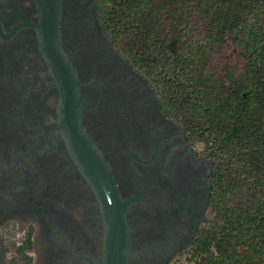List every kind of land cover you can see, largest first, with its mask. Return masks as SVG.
Listing matches in <instances>:
<instances>
[{
    "label": "flooded vegetation",
    "instance_id": "obj_1",
    "mask_svg": "<svg viewBox=\"0 0 264 264\" xmlns=\"http://www.w3.org/2000/svg\"><path fill=\"white\" fill-rule=\"evenodd\" d=\"M103 0H59L84 132L126 200V264H192L214 222L212 158L112 39ZM38 0H0V264H101L104 223L57 125Z\"/></svg>",
    "mask_w": 264,
    "mask_h": 264
},
{
    "label": "trees",
    "instance_id": "obj_2",
    "mask_svg": "<svg viewBox=\"0 0 264 264\" xmlns=\"http://www.w3.org/2000/svg\"><path fill=\"white\" fill-rule=\"evenodd\" d=\"M112 39L212 158L214 222L192 264H264V0H103ZM230 40L243 63L215 74Z\"/></svg>",
    "mask_w": 264,
    "mask_h": 264
},
{
    "label": "water",
    "instance_id": "obj_3",
    "mask_svg": "<svg viewBox=\"0 0 264 264\" xmlns=\"http://www.w3.org/2000/svg\"><path fill=\"white\" fill-rule=\"evenodd\" d=\"M41 6L39 46L45 65L59 88L57 125L80 173L90 184L104 223L101 264H126L128 229L126 200L112 181L96 148L84 132L78 79L72 63L60 45L59 0H38Z\"/></svg>",
    "mask_w": 264,
    "mask_h": 264
},
{
    "label": "rangeland",
    "instance_id": "obj_4",
    "mask_svg": "<svg viewBox=\"0 0 264 264\" xmlns=\"http://www.w3.org/2000/svg\"><path fill=\"white\" fill-rule=\"evenodd\" d=\"M242 63L243 57L239 47L230 40L220 50L209 55V66L215 74H221L223 69L228 66H235L239 70ZM175 264H191V262L184 256Z\"/></svg>",
    "mask_w": 264,
    "mask_h": 264
}]
</instances>
